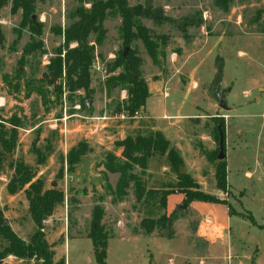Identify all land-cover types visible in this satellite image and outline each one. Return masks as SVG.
Returning a JSON list of instances; mask_svg holds the SVG:
<instances>
[{
  "label": "rangeland",
  "instance_id": "obj_1",
  "mask_svg": "<svg viewBox=\"0 0 264 264\" xmlns=\"http://www.w3.org/2000/svg\"><path fill=\"white\" fill-rule=\"evenodd\" d=\"M127 5L131 10L149 6L148 17L138 19L161 38L154 40L157 64L140 40L123 45L120 17L110 14L102 22V40L92 46L89 92L68 88L64 63L54 81L45 77L50 61H63L66 48L75 47V42L66 46L63 33L77 20V8L89 9L88 0H36L32 15L41 24L38 32L22 28L21 11L11 13L10 4L0 10V123L18 125L14 148L3 155L0 209L13 231L27 241L35 227L23 192L26 186L13 195L6 191L13 164L22 161L33 171V181L39 179L44 188L63 193L62 203L43 223L55 260L99 264L87 233L92 207L100 205L108 232L104 264H264V0H230L226 11L213 0H127ZM93 38L90 34L88 42ZM33 43L40 48L27 53L25 48ZM125 47L141 58L140 78L148 88L145 105L132 115L124 109L126 89L113 86L107 91L105 86L120 72L110 67ZM219 67L221 75L215 79ZM218 95L227 110L218 106ZM121 112L127 118H96ZM220 125L225 192L217 189L214 178L220 161ZM154 131L168 137L182 165L171 171L164 157L152 155L147 165L154 174L146 186L175 185L178 174H187L198 185L193 190L218 203L195 200L191 208L182 200L184 207L172 209L176 211L172 227L146 235L140 220L149 210L153 217L163 210L137 203L132 184L117 202L109 191L117 175L106 172L105 163L107 154L123 159L115 142ZM78 146L83 154H78ZM72 148L78 159L75 164L66 160ZM134 171L139 173L137 167ZM170 201L176 204L178 198L173 194ZM224 206L228 225L218 232ZM198 211L210 217L202 220ZM5 261L37 264L14 257Z\"/></svg>",
  "mask_w": 264,
  "mask_h": 264
},
{
  "label": "trees",
  "instance_id": "obj_2",
  "mask_svg": "<svg viewBox=\"0 0 264 264\" xmlns=\"http://www.w3.org/2000/svg\"><path fill=\"white\" fill-rule=\"evenodd\" d=\"M36 0H0V10L10 4L11 13L21 11V20L19 25L22 28L27 27L30 31L38 32L41 24L32 19L35 11ZM90 7L84 9L77 8V20L69 24L65 29L63 36L66 46L75 42L72 49L66 48L64 60L59 58L52 59L48 66L49 82L54 81L61 75V67L64 63L66 82L68 88H81L84 91L89 89L90 67L93 62V45L98 44L105 33L102 22L110 14L120 17L119 35L123 45H130L134 40H140L145 48L147 55L154 64H157L158 45L155 42L161 39L159 36L151 33L144 28L138 17H148L149 6L138 5L131 10L127 5V0H88ZM213 3L219 9L226 11L230 0H213ZM90 34H94L93 40L89 43ZM155 40V41H154ZM162 42V41H161ZM3 43V34L0 27V46ZM27 48V47H26ZM27 53L40 48V44H34L26 49ZM24 50V52H25ZM141 58L136 55V51L129 50L123 57L119 52L113 62L111 69L120 68L117 75L109 77L106 83V90L111 87H121L127 91V100L124 103V109L129 114L137 112L145 105L148 98V88L146 83L140 78ZM221 67L218 68L215 79H219ZM8 123L10 127H5ZM17 122L3 121L0 123V170L2 169L3 155L12 152L17 141ZM223 132V126L218 129ZM224 137V135H223ZM81 146V145H80ZM78 146V154H83L84 150ZM115 146L122 148V158L114 155H106L105 170L108 173L116 174L117 178L113 187L109 189L110 194L117 202H121L127 195V189L130 184L133 186L135 201L143 205H151L162 209L163 212L157 217H153L152 211L140 220L139 227L146 235L152 234L156 229L170 228L176 220V211L166 214L167 196L172 193H181L183 203L187 206L192 201H204L218 203V199L198 193L192 188H197L196 182L187 174H178L175 185L167 183L164 187L158 189H147L144 182L134 173V169L140 168L141 172L147 166V159L156 154L164 157L167 167L171 171H178L182 165V159L175 148L164 136L158 132H148L145 135L137 133L135 139L126 137L115 142ZM67 162L75 164L78 159L72 148L67 155ZM13 175L6 184V191L13 195L23 189L27 199V210L34 224V231L28 240L18 236L8 221L3 211L0 209V264H8L5 260L8 257H14L19 260H32L37 264H65L64 257L54 259V251L51 244L45 239L43 233V223L52 215L55 208L63 201V193L56 188H44L42 181L36 179L33 181L34 173L31 168L17 161L13 164ZM227 170L224 159L218 161L215 167L214 178L217 189L225 192L227 189ZM104 209L100 205H94L91 210L90 228L87 237L91 240L93 253L99 264H104L106 256L108 232L102 222ZM171 232L169 233V235Z\"/></svg>",
  "mask_w": 264,
  "mask_h": 264
},
{
  "label": "crops",
  "instance_id": "obj_3",
  "mask_svg": "<svg viewBox=\"0 0 264 264\" xmlns=\"http://www.w3.org/2000/svg\"><path fill=\"white\" fill-rule=\"evenodd\" d=\"M148 128V127H147ZM166 129V128H165ZM145 130V129H144ZM95 130H92L91 132H94ZM164 132V131H163ZM166 135V134H165ZM167 137V136H166ZM167 140H168V137L166 138ZM175 147H176V145H174ZM179 151H180V147H176ZM182 156V155H181ZM183 158V157H182ZM184 160V159H183ZM150 162V161H149ZM150 164V163H149ZM148 164V165H149ZM146 166V168L143 170V172H141V170H140V168H138V172L139 173H137L138 174V177L139 178H142V181L144 182V184H145V186L147 185V181H149L152 177H151V175L152 174H154L151 170H150V166ZM163 170V169H162ZM134 173H135V171H134ZM153 176V175H152ZM146 188L147 189H158L159 187H148V186H146ZM175 195L176 196V198H178V202L175 204V203H173V202H171L170 201V197L172 196V195ZM183 200V195L181 194V193H172V194H169L168 196H167V200H166V209L168 210V212H171L172 211V209L174 208V207H176V205H179L180 204V202ZM173 201H174V199H173ZM190 207L191 208H194V206H192V204H190ZM224 208H225V218H224V220H223V222L222 223H220L219 225H220V227H217L218 229V232H221L222 231V229H224L225 228V226H227L228 225V219H229V215L227 214V208L224 206ZM199 212V211H198ZM200 213V212H199ZM200 215L202 216V220L203 219H206V218H208V217H210V216H206V215H204V214H202V213H200ZM218 224V223H217ZM199 227H200V225L198 226V230H197V232H198V234H200L199 233ZM218 236V238L219 237H221V235H217ZM205 238L206 239H210V235H206L205 236Z\"/></svg>",
  "mask_w": 264,
  "mask_h": 264
},
{
  "label": "water",
  "instance_id": "obj_4",
  "mask_svg": "<svg viewBox=\"0 0 264 264\" xmlns=\"http://www.w3.org/2000/svg\"><path fill=\"white\" fill-rule=\"evenodd\" d=\"M32 19L35 20V15H32ZM128 48L125 47L124 51H123V57L125 56L126 52H127ZM217 102H218V106L223 109V110H227L228 107L226 106L225 102L223 101V97L221 95H218V98H217ZM86 106L88 108L91 107V100L88 99L86 101ZM217 149H218V155H217V159L218 160H222L225 158V154H224V137H223V134L220 132L219 133V141H218V144H217ZM185 204L181 203L180 204V207H184Z\"/></svg>",
  "mask_w": 264,
  "mask_h": 264
},
{
  "label": "built area",
  "instance_id": "obj_5",
  "mask_svg": "<svg viewBox=\"0 0 264 264\" xmlns=\"http://www.w3.org/2000/svg\"><path fill=\"white\" fill-rule=\"evenodd\" d=\"M96 118H98V120H116V119H125V118H127V116L123 112H121V113H115L113 115H108V116L102 115V116H99V117H96ZM101 124H102V122H101ZM97 127H95V129Z\"/></svg>",
  "mask_w": 264,
  "mask_h": 264
}]
</instances>
